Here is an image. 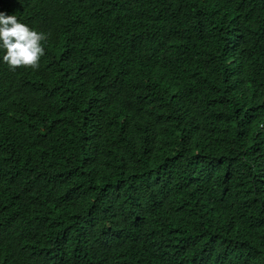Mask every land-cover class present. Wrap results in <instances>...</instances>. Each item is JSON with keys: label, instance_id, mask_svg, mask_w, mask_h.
<instances>
[{"label": "trees", "instance_id": "trees-1", "mask_svg": "<svg viewBox=\"0 0 264 264\" xmlns=\"http://www.w3.org/2000/svg\"><path fill=\"white\" fill-rule=\"evenodd\" d=\"M0 12L48 37L0 50V264H264V0Z\"/></svg>", "mask_w": 264, "mask_h": 264}, {"label": "clouds", "instance_id": "clouds-1", "mask_svg": "<svg viewBox=\"0 0 264 264\" xmlns=\"http://www.w3.org/2000/svg\"><path fill=\"white\" fill-rule=\"evenodd\" d=\"M47 34L18 21L15 15L0 12V50L2 60L15 71L20 68L38 70L45 55Z\"/></svg>", "mask_w": 264, "mask_h": 264}, {"label": "bare ground", "instance_id": "bare-ground-1", "mask_svg": "<svg viewBox=\"0 0 264 264\" xmlns=\"http://www.w3.org/2000/svg\"><path fill=\"white\" fill-rule=\"evenodd\" d=\"M84 106H88L89 109H93L95 107V106H93V104L91 102H89L87 100H83L80 104L77 105V108L80 109V108H82ZM45 109H47V108H45ZM82 112H84V110ZM88 120H90V119H88ZM83 124L85 126H89V123H86V121ZM10 149H11V152L15 153L12 148H10Z\"/></svg>", "mask_w": 264, "mask_h": 264}]
</instances>
